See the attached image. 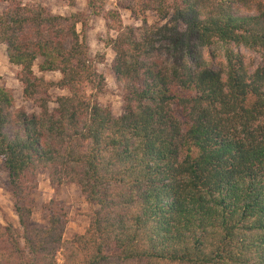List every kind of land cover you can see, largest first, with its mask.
<instances>
[{
	"label": "trees",
	"instance_id": "16d2710c",
	"mask_svg": "<svg viewBox=\"0 0 264 264\" xmlns=\"http://www.w3.org/2000/svg\"><path fill=\"white\" fill-rule=\"evenodd\" d=\"M6 2L0 45L39 114L15 110L0 87V171L19 224L0 225V264H264V66L252 70L239 52L264 54V0H138L133 14L167 20L142 40L88 0L117 33L120 117L98 102L106 82L81 21ZM38 62L61 79L37 77ZM53 89L68 95L50 109ZM41 171L96 208L84 234L64 240L52 203L49 227L32 226Z\"/></svg>",
	"mask_w": 264,
	"mask_h": 264
},
{
	"label": "rangeland",
	"instance_id": "374dc122",
	"mask_svg": "<svg viewBox=\"0 0 264 264\" xmlns=\"http://www.w3.org/2000/svg\"><path fill=\"white\" fill-rule=\"evenodd\" d=\"M6 1L0 0V14L9 7ZM17 2L27 6L40 4L50 9L54 15L75 17L81 21L76 27L77 32L86 41L89 48V58L95 63L98 74L102 75L106 82L104 90L98 95V102L102 107L110 109L114 117H120L124 110V91L111 70L116 56L110 46L111 39H115L117 33L108 29L107 22L102 17L93 14L89 8L88 0H76L73 7L69 6L66 0H17ZM96 3L99 7L102 6L105 12H117L124 27L135 29L138 40L145 37L150 27L165 25L167 22L154 12L143 14L138 10L137 15L133 14L132 9H139L138 0H96ZM6 51V46L0 45V87L11 92L15 110L23 109L28 114H39L36 104L24 98L23 85L20 81L21 69L9 63ZM239 52L244 56L247 65L252 70L264 66V54L250 51L244 47H241ZM39 63L34 67L37 77L45 79L46 82H58L61 79L59 73H40L38 70ZM91 93L90 91L89 94ZM66 95H68L66 91L51 90L48 93L50 109L56 107V100L59 97ZM37 185L38 189L30 200V206L33 209L32 226L39 229L49 227L48 206L52 203L53 207L61 209L66 217L67 225L64 240H72L75 236L84 234L96 208L88 203L81 189L76 185L53 189L47 173L44 171L38 173ZM13 202L9 189V175L6 169L2 167L0 171V225L11 224L19 229ZM107 252L112 253V250ZM59 263L63 264L61 256H59Z\"/></svg>",
	"mask_w": 264,
	"mask_h": 264
}]
</instances>
